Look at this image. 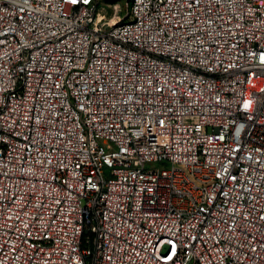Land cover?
<instances>
[{
    "label": "built area",
    "instance_id": "1",
    "mask_svg": "<svg viewBox=\"0 0 264 264\" xmlns=\"http://www.w3.org/2000/svg\"><path fill=\"white\" fill-rule=\"evenodd\" d=\"M121 13L0 0V264H264V0Z\"/></svg>",
    "mask_w": 264,
    "mask_h": 264
},
{
    "label": "rangeland",
    "instance_id": "2",
    "mask_svg": "<svg viewBox=\"0 0 264 264\" xmlns=\"http://www.w3.org/2000/svg\"><path fill=\"white\" fill-rule=\"evenodd\" d=\"M116 2H118L120 4V6L122 7V9H123V13H121V16L123 17L125 12H126V0H116ZM100 12L103 13V14L107 13V12H103V11H100Z\"/></svg>",
    "mask_w": 264,
    "mask_h": 264
},
{
    "label": "bare ground",
    "instance_id": "3",
    "mask_svg": "<svg viewBox=\"0 0 264 264\" xmlns=\"http://www.w3.org/2000/svg\"><path fill=\"white\" fill-rule=\"evenodd\" d=\"M102 17L101 13H98V19H100Z\"/></svg>",
    "mask_w": 264,
    "mask_h": 264
}]
</instances>
